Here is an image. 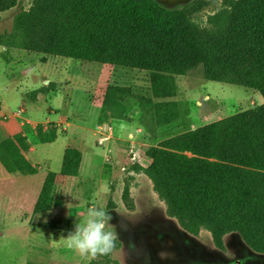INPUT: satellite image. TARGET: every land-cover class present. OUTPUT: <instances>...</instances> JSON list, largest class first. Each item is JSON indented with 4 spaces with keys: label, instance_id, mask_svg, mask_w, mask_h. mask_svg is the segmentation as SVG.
Returning a JSON list of instances; mask_svg holds the SVG:
<instances>
[{
    "label": "trees",
    "instance_id": "trees-1",
    "mask_svg": "<svg viewBox=\"0 0 264 264\" xmlns=\"http://www.w3.org/2000/svg\"><path fill=\"white\" fill-rule=\"evenodd\" d=\"M18 1L0 0V13ZM209 2L196 0L167 12L135 0H32L28 10L13 17L11 31L0 34V47L148 72L149 96L127 87L106 89L99 123H130L133 102L151 137L179 119L176 78L194 70L200 69L207 82L258 93L263 104L161 141L146 151L150 165L133 170L151 181L166 215L185 232L197 236L205 230L219 251L224 238L235 233L264 254V0H239L202 27L192 17ZM56 88L49 83L29 96L35 100ZM56 136L53 127L24 123L22 133L12 137L0 125V165L13 176L36 175L37 167L24 155L28 140L52 144ZM81 161L79 150L65 149L59 175L76 178ZM56 176L47 173L33 214L52 208ZM129 200L125 188V206ZM119 246L116 241L114 250ZM111 254L99 259L107 261Z\"/></svg>",
    "mask_w": 264,
    "mask_h": 264
},
{
    "label": "rangeland",
    "instance_id": "rangeland-1",
    "mask_svg": "<svg viewBox=\"0 0 264 264\" xmlns=\"http://www.w3.org/2000/svg\"><path fill=\"white\" fill-rule=\"evenodd\" d=\"M135 1L156 3L172 12L196 0ZM237 1L211 0L192 18L206 27L209 16L223 9L232 10ZM31 3L32 0H19L15 7L0 13V34L10 32L13 17L28 10ZM149 77L144 71L0 48V125L6 133L17 132L20 120L33 126L47 119L57 122L46 126L56 129L52 144L28 140L27 145L36 151L24 155L37 167V177L13 176L0 165V264H264V254L248 247L238 234L227 235L224 251H219L205 230L197 236L185 232L166 215L165 204L154 193L151 181L133 170L136 166L148 167L146 151L161 141L252 110L263 104L262 98L242 87L207 82L197 69L176 78L174 101L179 120L157 129L154 137L140 125L141 113L133 102L129 105L130 123H99L108 87H127L135 95L149 96ZM46 80L60 84L55 92L41 93L33 100L29 94L47 87ZM21 94L29 103L26 106ZM105 137L109 140L100 143ZM131 145L140 151L141 160L135 165L129 161ZM67 148H76L82 154L78 176L55 179L52 208L35 215L46 173L58 174ZM125 188L129 191V206L122 201ZM132 204L133 210L129 209ZM91 206L108 212L113 217L112 230L119 234L120 246L107 261L81 257L61 239L85 220Z\"/></svg>",
    "mask_w": 264,
    "mask_h": 264
},
{
    "label": "clouds",
    "instance_id": "clouds-1",
    "mask_svg": "<svg viewBox=\"0 0 264 264\" xmlns=\"http://www.w3.org/2000/svg\"><path fill=\"white\" fill-rule=\"evenodd\" d=\"M112 219L102 207L91 206L87 209L85 220L78 222L67 238L61 239L68 248L86 259L107 256L114 251L119 237L118 232L112 230Z\"/></svg>",
    "mask_w": 264,
    "mask_h": 264
},
{
    "label": "crops",
    "instance_id": "crops-1",
    "mask_svg": "<svg viewBox=\"0 0 264 264\" xmlns=\"http://www.w3.org/2000/svg\"><path fill=\"white\" fill-rule=\"evenodd\" d=\"M0 48H2V47H0ZM4 49V48H3ZM45 82V81H44ZM46 82L47 83H51L50 81H48V80H46ZM53 83H55V84H60L59 83V81H56V82H53ZM39 88H42V86L41 87H39ZM39 88H36L35 90H37V89H39ZM58 94V93H57ZM57 94H55V95H53L52 97H55ZM150 95V94H149ZM21 97H22V104H24V106H26L27 104H29V103H26V102H24V98H25V96H24V94H21ZM51 97V98H52ZM174 100V99H173ZM50 113H53V111L52 110H50ZM63 118H61V120H62ZM179 120V119H178ZM21 122L17 125V132H12V134H10V136H15V135H18V134H21L22 133V126H23V124L24 123H27V122H24V120H20ZM39 123H41L42 125H44V128H47L46 126H47V124H52V123H57V122H54V121H51V120H45L44 122H39ZM9 124V123H8ZM7 124V125H8ZM30 124V123H29ZM173 124V123H172ZM32 127H34L32 124H30ZM9 129H11V130H13L14 129V127L13 126H9L8 127ZM116 131H117V133H118V135L119 134H121L120 133V131L119 130H117L116 129ZM74 149H76V148H74ZM27 151H29L30 153H33L34 154V152L36 151L35 150V147L34 146H32V145H29L28 144V147H27ZM148 161H149V163H148V165L147 166H149L150 165V163H151V161L148 159ZM48 173V172H47ZM47 173H46V175H47ZM38 176V172H37V174L36 175H34L33 177H37ZM29 177V176H28ZM59 177H61V178H65V177H62V176H60L59 175V172H58V174H57V176H56V179L58 180V178ZM32 178V177H31ZM66 179H68V178H66ZM56 180V183L58 182Z\"/></svg>",
    "mask_w": 264,
    "mask_h": 264
},
{
    "label": "built area",
    "instance_id": "built-area-1",
    "mask_svg": "<svg viewBox=\"0 0 264 264\" xmlns=\"http://www.w3.org/2000/svg\"><path fill=\"white\" fill-rule=\"evenodd\" d=\"M109 140V137L102 138L100 143H103L105 141ZM129 161L132 165L137 164L141 160L140 151L138 146L131 145L128 151Z\"/></svg>",
    "mask_w": 264,
    "mask_h": 264
}]
</instances>
